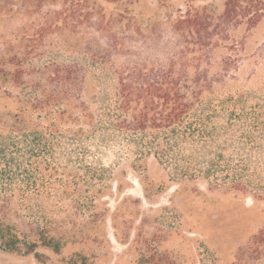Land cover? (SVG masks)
Listing matches in <instances>:
<instances>
[{
    "label": "rangeland",
    "instance_id": "rangeland-1",
    "mask_svg": "<svg viewBox=\"0 0 264 264\" xmlns=\"http://www.w3.org/2000/svg\"><path fill=\"white\" fill-rule=\"evenodd\" d=\"M225 1L0 0V204L21 232L70 229L60 253L37 247L44 262L0 248V264H264L250 253L264 200L177 178L110 126L91 137L48 133L50 118L31 103L74 102L78 114L84 102L99 114L103 102H124L122 75L163 73L194 54L172 18L190 4L219 15ZM227 30L201 70L216 91L264 102V18ZM63 65L83 76L79 93L64 87Z\"/></svg>",
    "mask_w": 264,
    "mask_h": 264
},
{
    "label": "trees",
    "instance_id": "trees-1",
    "mask_svg": "<svg viewBox=\"0 0 264 264\" xmlns=\"http://www.w3.org/2000/svg\"><path fill=\"white\" fill-rule=\"evenodd\" d=\"M263 18L264 0H226L219 15L208 5L190 4L171 21L174 30L191 38L184 53L194 54L174 58L163 73L141 68L122 75L118 95L124 102H103L99 114L84 102L78 114L70 109L74 102L31 103L50 118L52 130L48 133L72 131L76 137L85 133L91 137L110 126L125 132L140 154H153L177 178H203L210 189L264 200V102H245L244 94L216 91L215 79L201 70V61L218 45L215 37L224 38L230 26L255 27ZM193 60L198 66L190 72ZM57 74L62 83L67 81L64 87L74 86L80 92L83 76L78 70L63 65ZM58 97L66 99L61 92ZM70 120L78 128L63 126ZM10 213L8 204H0L2 250L34 253L44 262L46 256L37 251L38 246L60 253L68 242L67 227L58 234L48 225H33L30 232H21ZM251 248L255 258L264 256V227L254 236Z\"/></svg>",
    "mask_w": 264,
    "mask_h": 264
}]
</instances>
